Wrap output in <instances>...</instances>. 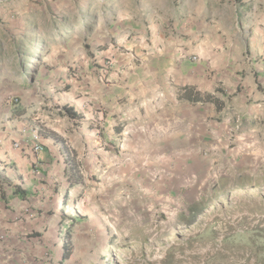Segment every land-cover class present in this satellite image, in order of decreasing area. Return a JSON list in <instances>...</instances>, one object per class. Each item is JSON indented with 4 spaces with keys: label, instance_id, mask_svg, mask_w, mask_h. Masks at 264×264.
Wrapping results in <instances>:
<instances>
[{
    "label": "rangeland",
    "instance_id": "obj_1",
    "mask_svg": "<svg viewBox=\"0 0 264 264\" xmlns=\"http://www.w3.org/2000/svg\"><path fill=\"white\" fill-rule=\"evenodd\" d=\"M172 1L0 0V139L71 127L57 114L63 90L141 62L124 56L140 26L130 17ZM256 133L239 135L260 143L231 136L217 147L199 123L163 148L140 134L95 190L69 189L59 207L73 215V252L61 263L57 247L39 264H264V125ZM67 229L52 234L64 241Z\"/></svg>",
    "mask_w": 264,
    "mask_h": 264
},
{
    "label": "crops",
    "instance_id": "obj_2",
    "mask_svg": "<svg viewBox=\"0 0 264 264\" xmlns=\"http://www.w3.org/2000/svg\"><path fill=\"white\" fill-rule=\"evenodd\" d=\"M142 10V18L130 17L140 26L124 54L127 63L141 62L126 67L119 61L106 80L66 87L71 94L57 112L69 104L79 116L57 114L71 127L37 139L20 133V146L0 139V264H39L57 247L62 258L64 241L52 233L74 220L59 207L66 191L85 183L95 190L140 134L161 147L172 135L197 133L203 123L217 147L231 136L243 146L260 143L239 134L254 137L264 125V0H173L168 9ZM185 86L218 102L182 99ZM230 105L233 113L226 115ZM199 106L208 110L203 118ZM37 143L40 152L32 149Z\"/></svg>",
    "mask_w": 264,
    "mask_h": 264
},
{
    "label": "trees",
    "instance_id": "obj_3",
    "mask_svg": "<svg viewBox=\"0 0 264 264\" xmlns=\"http://www.w3.org/2000/svg\"><path fill=\"white\" fill-rule=\"evenodd\" d=\"M192 91H193V88L191 86H185L181 89L179 96L182 99H189L193 102H202V103H205V102L217 103L218 102V97H216L215 95H212L211 93H201L199 91H195L192 93ZM58 112L62 115H68V116L75 117V118L79 116V113L74 109L72 105H69V104L64 106V111L59 110ZM19 114L21 115L25 114V109H21ZM73 165H74V170L72 172V176L77 177V175H79V168H77V164L75 162H73ZM67 193L68 192L66 191L65 195ZM72 252H73L72 226H70L65 232L64 250L62 253L61 263H63V261L68 259L71 256Z\"/></svg>",
    "mask_w": 264,
    "mask_h": 264
},
{
    "label": "built area",
    "instance_id": "obj_4",
    "mask_svg": "<svg viewBox=\"0 0 264 264\" xmlns=\"http://www.w3.org/2000/svg\"><path fill=\"white\" fill-rule=\"evenodd\" d=\"M194 58L196 59V57H194ZM15 146H20V144H19V143H15ZM32 149H33L34 152H40V151L43 150V145L40 144V143H37V144H35V145L33 146ZM64 198H65V196H63L62 201H64Z\"/></svg>",
    "mask_w": 264,
    "mask_h": 264
}]
</instances>
